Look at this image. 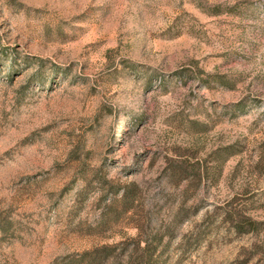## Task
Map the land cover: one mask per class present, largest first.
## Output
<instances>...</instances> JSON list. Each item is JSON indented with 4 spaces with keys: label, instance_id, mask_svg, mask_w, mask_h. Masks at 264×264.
<instances>
[{
    "label": "rangeland",
    "instance_id": "obj_1",
    "mask_svg": "<svg viewBox=\"0 0 264 264\" xmlns=\"http://www.w3.org/2000/svg\"><path fill=\"white\" fill-rule=\"evenodd\" d=\"M0 264H264V0H0Z\"/></svg>",
    "mask_w": 264,
    "mask_h": 264
}]
</instances>
